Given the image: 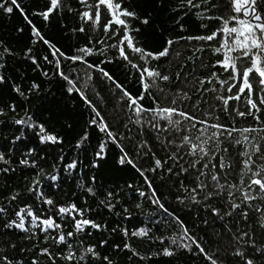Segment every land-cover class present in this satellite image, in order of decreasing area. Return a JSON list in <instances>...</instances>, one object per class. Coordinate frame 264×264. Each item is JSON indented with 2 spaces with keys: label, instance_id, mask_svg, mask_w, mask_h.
<instances>
[{
  "label": "trees",
  "instance_id": "1",
  "mask_svg": "<svg viewBox=\"0 0 264 264\" xmlns=\"http://www.w3.org/2000/svg\"><path fill=\"white\" fill-rule=\"evenodd\" d=\"M62 2V9L51 14L47 21L35 13L44 12L49 7V0H18L27 20L15 6L12 13L0 9V65H2L0 75L5 78L4 82L0 83V110L4 112V115H0V152H3L5 159L10 161L9 164L0 163V169L5 167L9 169L7 173L0 172V207L7 209L0 215V256L7 255L13 260V264L18 261L31 264L33 259H38L40 264H52L46 257L38 256L39 249L47 247L56 256V264H67L58 255L62 252L66 253L67 248L64 245L57 246L51 236L45 241V234L40 233L39 230L30 229L29 233H25L16 228L4 227L6 223L17 220L15 213L19 209L31 205L38 216L43 218L54 216L58 223L63 224L65 233L73 230L70 218L61 219L55 207L43 204L36 199L34 193L28 191L39 173L38 178L45 197L52 199L57 206L75 203L78 208L86 210L84 218L94 220L103 226L99 231L88 228L74 238L73 250L77 254L83 247L90 245L95 246L100 254L99 258L88 257L87 264H106L103 259L105 256L112 264H210L202 254H198L194 245L192 251H187L171 243V239L182 231L176 218L183 221L191 235L200 241L205 251L216 259L218 264H244L240 257L233 255L237 247L244 251L246 258L253 259L254 264H264V227L260 226L264 221L261 220L260 214L244 205L233 211L229 202L221 196L204 201L203 192L197 197L199 203L192 202L181 187V181L184 187H194L196 175L189 167L192 157L185 155L184 149L178 150L182 157L178 163L168 160L163 169H158L154 173L148 171L154 166L153 153L156 158L163 161L167 159L169 153L176 150L165 141L164 137L168 134L161 133L157 136L149 127L141 129L129 123L125 105L119 100L120 92L114 88L111 81L102 78L100 72L86 68L84 64L62 59V70L76 80L78 86L84 85L85 72L93 77L86 88L87 95L101 111L113 132L121 139L124 150L133 158L136 168L127 163L119 164L122 154L120 147L111 142L106 144L105 158L97 159L99 145L107 138L95 126H90L89 121L93 116L91 109L84 104L78 94L75 92L70 94L67 91L69 85L57 74L55 63L50 64L44 59V57H48V60L53 59L50 46L34 37L32 26L34 25L44 39L50 41L51 45L66 56L77 55V49L83 47L94 50L104 47L102 55L88 56V63L99 64L133 96L139 95L141 90L138 73L124 60L118 58L115 48L105 46L117 43L119 36L108 39L102 27L93 29L90 24H83L79 13L87 9L78 0H62ZM89 2L94 3V0ZM118 2L122 3L123 8L136 13L137 18L129 19V23L131 28L139 29L138 32L132 33L136 38L137 46L152 52L162 50L168 39L206 36L220 27L218 20L201 18V15L228 17L232 14L228 0H210L209 4H202L201 9H188L181 0H118ZM205 8L210 10L204 11ZM257 9L264 14V0H257ZM106 19V15L102 14V24ZM145 19L148 20L147 24L141 22ZM82 24L85 27L84 32L79 31ZM100 39L105 40V45L97 43ZM197 43L195 40L191 43L180 40L174 45L181 53L180 57L173 55L171 63L165 59L159 62L161 70L173 76L181 64H187V67L181 71V81H175L169 86V99L177 89L187 92L193 99L196 98L193 83L183 79L185 73L187 80H192L193 77L205 78L210 71L222 72L218 68H211L219 57L212 55L211 48L205 42H199L205 44V51L196 53L201 59L193 56L192 46ZM210 43L219 46L215 41ZM5 48L9 49L11 54L4 52ZM130 56L134 62L139 63L134 55L130 53ZM190 56L193 57L192 61L187 59ZM101 61L105 63L101 64ZM153 63L157 62L153 61ZM240 63L247 67L246 62ZM45 72L48 73L47 76L44 75ZM226 75L227 73H222L220 78L223 79ZM33 84L39 87L33 88ZM253 86L258 88L255 83ZM16 87H19L25 95L21 96L14 91ZM153 95L160 94L153 90ZM212 95L211 92L206 93L204 98L209 104L215 105L217 102L212 99ZM142 103L145 107L153 106L152 101L147 97ZM12 105L15 106V112L11 110ZM161 106H168L167 100ZM200 107L202 109L205 107L203 100ZM244 109L245 105L242 101L241 110ZM184 110L196 113L191 107H186ZM26 113L32 117L33 122L43 124L49 133L61 138L63 142L41 144L37 135L38 129L16 125L14 121L24 117ZM216 114L221 115L218 110ZM260 115L264 120V111ZM221 119L229 125L234 123L237 127L255 125L251 117L247 118L246 123L239 117L233 121L221 115ZM85 133L88 138L77 147ZM17 136L21 139L15 140ZM174 136L175 134L168 136V139ZM142 141H147L150 150L141 149V154H137V145ZM179 142L177 137L175 143L179 144ZM261 143L264 145V141ZM29 150H32V154L26 156ZM145 151L147 155L143 154ZM238 151V146L235 149L229 148L227 157L235 160V152ZM25 158L35 161L36 166L21 165L19 161ZM72 162H76L77 167L67 169L66 166ZM94 164L96 166H93ZM169 166L172 168L171 173L168 172ZM181 167L188 168V172L178 175ZM138 169L144 171V176ZM238 171L237 164L236 171L229 179L238 178ZM52 175L57 176L58 179L56 181L49 179L48 177ZM145 176L151 180L167 212L147 196L139 195L140 192L150 195ZM89 187L92 188L93 193L87 191ZM17 193V199L9 203L10 197ZM234 200L240 203L238 198ZM109 203L114 207L109 209ZM253 203L259 204L260 201ZM213 208L220 210L219 216L213 214ZM243 211L248 212L246 219L242 216ZM228 212H231V215H227ZM77 219L80 217L78 216ZM125 228L129 233L139 228H147L149 236L125 237L122 232ZM32 231L36 232L35 236H31ZM243 231L249 232L255 243L254 248L243 241L237 243L234 240V235L239 236ZM161 239L163 243L160 242ZM244 241H248V238L245 237ZM126 242L131 244L138 256L124 249ZM12 245L15 247L13 248ZM165 248L172 249L175 254L163 255Z\"/></svg>",
  "mask_w": 264,
  "mask_h": 264
},
{
  "label": "snow or ice",
  "instance_id": "2",
  "mask_svg": "<svg viewBox=\"0 0 264 264\" xmlns=\"http://www.w3.org/2000/svg\"><path fill=\"white\" fill-rule=\"evenodd\" d=\"M78 2L87 9L79 13L80 20L83 24H90L93 29L102 27L103 33L108 39L119 36L118 42L112 45H105V40L103 39L98 40L97 43L117 50L118 58L124 60L127 65L135 69V72L138 73V83L141 89L139 95L133 96L131 92L99 64L93 65L88 63L87 57L94 54L102 55L105 50L104 47L96 50L83 47L77 49V55L66 56L58 48L51 45L50 41L44 39L34 25L32 26L34 37L43 40L45 44L50 46L53 59L48 60V57H44V59L50 64L55 63L57 74L69 85L67 91L70 94L73 92L78 94L84 104L91 109L93 116L89 121L90 126H95L107 138L99 145L96 153L97 159L105 158L106 144L111 142L120 147L122 154L118 161L119 164L124 165L127 163L133 168H136L135 161L124 150L121 139L113 132L101 114V111L87 95L86 88L93 77L88 72H85L84 85L78 86L77 81L70 78L62 70V59L70 60L73 63L84 64L86 68L100 72L102 78L111 81L114 88L120 92L119 100L125 105L129 123L141 129L149 127L154 130L157 136L161 133H167L168 136L175 134L172 139H168V136H165L164 139L169 146L174 147L176 150L169 153L167 159L163 161L156 158L153 153L154 166L149 168L148 171L154 173L158 169H163L165 164L168 163V160L173 161V163H178L182 158L178 150L184 149V154L192 157L189 167L195 171L196 175L194 187H184L183 181H181V187L188 194V198L192 202L199 203L200 200L197 197L202 192L204 193L202 197L204 201L221 196L229 202L233 211L244 205L246 208H250L260 214L261 220L264 221V207L261 206L264 205V145L261 143L264 141V120L261 119L260 115L264 111V14L257 9V0H228L232 13L228 17H204L200 13H197V15H201V18L218 20L220 27L206 36L179 37L177 40L168 39L163 49L157 52H152L137 46L136 38L132 33L138 32L139 29L131 28L129 23V19L137 18L136 13L123 8L122 3L118 2V0H94V3H90L89 0H78ZM181 3L188 9H201L202 4L207 5L210 3V0H181ZM13 6L20 10L21 14L27 20V16L20 7L18 0H2L0 2V9L6 13H12ZM62 7V0H49V7L44 12L35 13V15H40L47 21L51 14L60 11ZM208 10L210 9H204V11ZM102 14L107 17L103 24ZM141 22L147 24L148 20L145 19ZM28 23L31 24V21L28 20ZM83 24L79 29L81 32L85 31ZM202 27H206V25H202ZM180 40H186L189 43L193 40L198 42L192 46L194 48L193 56L196 59H201V57L196 56V53H203L205 51V44L211 48L213 56L219 57L211 65V68H218L222 72L210 71L205 78L198 79L193 77L192 80H187V73L184 74L183 79L188 83H193V87L196 90L195 99L180 89H177L169 99V86L175 81H181V71L187 67V64H181L179 69L174 73V76L171 73L162 71L159 65L162 59L171 63L173 55L177 58L180 57L181 53L174 47ZM201 41L205 42V44H200L199 42ZM213 41L219 46L217 47L210 43ZM4 52L11 54L7 48L4 49ZM130 53L135 56L139 63L133 61ZM187 59L192 61L193 57L190 56ZM153 61L157 63L154 64ZM241 61L246 62L247 67H244L240 63ZM35 62V59H33V63ZM103 63L105 61H101V64ZM193 67H195V64H193ZM222 73H227L223 79L220 78ZM44 75L47 76L48 73L45 72ZM4 79V76L0 75V83H3ZM254 83L258 85V88H254ZM216 85H219V87ZM32 87L38 88L39 86L33 84ZM153 90L160 95H153ZM14 91L21 96L25 95L20 91L19 87L14 88ZM209 92L213 94L212 99L217 102L215 105L209 104L208 100L204 98L205 94ZM146 97L152 101V107H145L144 103H142ZM165 100H167L168 106H161ZM202 100L205 106L203 109L200 107ZM242 101L245 105L244 110H241ZM187 102H190V104ZM10 107L13 112L16 111L14 105ZM186 107L195 109L196 113L194 114L193 112L184 110ZM217 110L221 115L233 121L239 117L242 122L246 123L247 118L251 117L255 121V125L244 127H237L234 123L229 125V123L222 121L221 115L216 114ZM0 115H4L3 110H0ZM14 123L19 126L38 129L37 135L41 144H59L63 142L61 138L49 133L43 124L33 122L32 117L28 116L27 113L24 117L16 119ZM125 127L127 128V124H125ZM177 137L180 141L179 144L175 143ZM87 138V133H85L78 142L77 147ZM19 139H21L20 136L15 138V140ZM15 140L13 143H15ZM225 142H227V146H225ZM237 146L239 147V151L235 152L236 159L233 160L232 157H227L229 148L235 149ZM141 149L150 150L147 141H142L137 145V154H141ZM31 154L32 150H29L26 156H30ZM143 154L147 155V151ZM0 163H10V161L5 159L3 152H0ZM19 163L25 167L36 166L35 161H29L26 158L21 159ZM237 164L239 165L238 178L233 177L230 180L229 177L236 171ZM93 166L96 165L94 164ZM76 167V162H72L66 166L67 169H75ZM8 171L9 169L6 167L0 169V172L7 173ZM138 171L144 176L143 170L138 169ZM168 172H172L171 166L168 167ZM187 172L188 168L181 167L180 172L177 174ZM38 177L39 173H37V178L32 181V186L29 187L28 191L34 193L36 199L43 204L55 207L56 213L61 219L70 218L73 230L65 233L63 224L58 223L54 216H48L47 218L38 216L31 205H25L15 213L18 222L17 220H13L6 223L4 227L16 228L25 233H29L30 229L39 230L40 233L45 234V241L51 236V239L57 246L64 245L67 248L66 253L62 252L58 254L67 264H87L88 257L94 259L99 258L100 254L96 251L95 246L83 247L79 254H77L73 250V244L75 243L74 238L77 234L83 233L88 228L99 231L102 230L103 226L97 224L94 220L84 218L86 210L78 208L75 203L63 206L55 205L52 199L44 196ZM48 178L52 181L58 179L55 175ZM145 183L148 185L150 195L145 192H140L139 195L142 197L147 196L164 212H167V209L160 202L151 180L147 176H145ZM206 189L207 191H205ZM87 191L93 193L90 187ZM237 194H239L238 197ZM17 196L18 193L12 195L9 203L15 201ZM109 196H111V193H109ZM234 198H238L240 203H236ZM177 199L181 198L177 197ZM254 201H260V203L254 204ZM181 202L183 201L181 200ZM108 207L111 209L114 205L109 203ZM6 211L7 209L5 207H0V215ZM212 212L214 215H220L219 209L213 208ZM226 214L231 215V212ZM78 216L80 219H77ZM242 216L246 219L248 212L243 211ZM176 222L182 231L178 236H174L171 239V243L187 251H192V246L194 245L198 250V254H202L210 264H218L217 260L213 259L205 251L200 241L191 235L187 227L183 224V221L176 218ZM260 226L264 227V222ZM122 232L125 237L129 235L138 238L149 236V230L147 228H139L131 231V233L125 228L122 229ZM52 233L56 235L52 236ZM35 235L36 232L32 231L31 236ZM245 237L248 238V241H244ZM233 238L237 243L243 241L248 246L255 247V243L247 231L241 232L239 236L234 235ZM160 242L163 243V240L161 239ZM12 247L14 248L15 246L12 245ZM124 249L132 252L134 256L139 255L132 249L130 243L126 242ZM174 254V251L170 248L163 250V255L165 256H172ZM233 255L240 257L244 264H254L253 259L245 257V253L240 247L235 249ZM38 256L46 257L52 264H56V256L47 247L39 249ZM140 258L144 259V257ZM103 259L106 264H112L107 256L103 257ZM0 264H13V260L7 255L0 256ZM16 264H23V262L18 261ZM31 264H40V261L33 259Z\"/></svg>",
  "mask_w": 264,
  "mask_h": 264
}]
</instances>
